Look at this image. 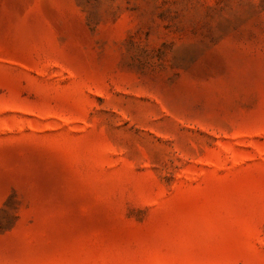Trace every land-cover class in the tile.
<instances>
[{
	"label": "rangeland",
	"instance_id": "374dc122",
	"mask_svg": "<svg viewBox=\"0 0 264 264\" xmlns=\"http://www.w3.org/2000/svg\"><path fill=\"white\" fill-rule=\"evenodd\" d=\"M0 264H264V0H0Z\"/></svg>",
	"mask_w": 264,
	"mask_h": 264
}]
</instances>
